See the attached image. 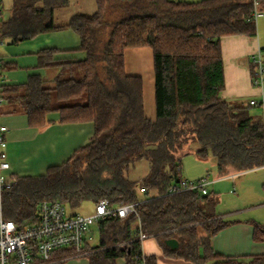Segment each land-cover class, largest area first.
<instances>
[{"label":"trees","instance_id":"16d2710c","mask_svg":"<svg viewBox=\"0 0 264 264\" xmlns=\"http://www.w3.org/2000/svg\"><path fill=\"white\" fill-rule=\"evenodd\" d=\"M67 2L14 0L11 16L0 20V43L72 28L85 56L56 57L57 50L44 49L38 64L60 67L55 84L46 86L32 74L26 83L2 85L1 94L19 98L32 126L54 122L47 114L58 111L59 122L92 121L95 131L63 164L44 175L19 177L5 190V218L26 226L38 218L44 199L67 208L86 200L96 205L106 199L110 206L137 202L127 216L99 222L98 243L86 240L83 246L89 264H117L119 258L125 264H158L155 254L144 253L141 233L155 237L166 256L195 264H264V254L242 257L214 250L212 237L231 223L216 212L218 198L200 189L169 192L183 178L182 156L193 143L198 158L215 157L219 176L264 165L263 105H233L221 96L222 37L256 35L257 23L248 19L253 1L96 0L95 12L56 24L55 10ZM260 8L264 11V1ZM136 46L153 48L155 119L145 113L142 76L125 69L126 49ZM0 60L5 70L9 64ZM254 68L252 60V75ZM82 96L85 102L59 103ZM142 160L149 170L132 180L128 172ZM253 238L264 241V225L255 223ZM75 251L59 248L50 259Z\"/></svg>","mask_w":264,"mask_h":264},{"label":"crops","instance_id":"0c3cea01","mask_svg":"<svg viewBox=\"0 0 264 264\" xmlns=\"http://www.w3.org/2000/svg\"><path fill=\"white\" fill-rule=\"evenodd\" d=\"M13 1L1 0V20H7L11 16ZM55 17L56 10L54 19ZM221 42L225 70V87L221 91V96L233 105L247 104L251 99L260 100L262 90L252 83L251 57L259 48L264 50V35L262 32L259 30L254 36L246 34L227 35L222 37ZM80 46V36L72 28L39 33L32 38L21 40L15 44L1 43L0 58H3L9 64L5 70L2 69V85L23 84L29 80L30 75L37 74L43 80L44 85L53 86L57 75L60 73V67L39 66L38 53L44 49H55L57 50L56 57L83 58L85 52L80 49ZM125 69L128 74L142 76L145 113L149 118L155 119L153 48L150 46L127 48L125 52ZM262 111L264 114V107ZM59 116L58 111H52L47 114V117L54 122L43 127L32 126L29 123L28 115L20 108L19 98L9 99L5 97V101L0 106V121L9 128L6 136L9 142L8 153L12 176L19 178L22 176L44 175L50 167L63 164L78 148L90 142L95 131V125L92 121L59 122ZM130 170V178L138 180L147 174L149 163L148 166L147 164L144 166V170L141 172L135 166ZM250 172L258 174H249ZM248 175L251 179H247ZM204 176L190 177L183 175L184 178L188 179H200ZM258 176H260L259 179ZM219 177L229 179L239 177V183L244 185L242 196L250 188L254 192L247 202L244 201L243 197L239 198L242 203H237L232 207L236 208L234 212L251 211L248 209L253 207H263L262 209H264V206H261L264 203L259 202L262 199L264 200V196L262 197L254 189L258 185L257 188H260L261 182L264 180V165L241 172L231 171L227 175ZM217 178L210 180L209 184L214 183L213 181ZM253 179L254 181L257 180L256 184L253 183ZM208 185L207 192H209ZM242 204H245L244 207H240ZM219 217H222V214L219 213ZM255 223L264 225V212L239 213L238 217H235L231 223L212 237V247L215 251L230 256L245 257L264 254V241H256L253 238ZM142 248L145 254H155L158 264H195L182 258L166 256L157 239L153 236H147L143 239ZM86 256L71 258L62 264H89ZM117 264H125V260L119 258Z\"/></svg>","mask_w":264,"mask_h":264},{"label":"built area","instance_id":"2783aa9c","mask_svg":"<svg viewBox=\"0 0 264 264\" xmlns=\"http://www.w3.org/2000/svg\"><path fill=\"white\" fill-rule=\"evenodd\" d=\"M253 9L248 19L257 21L264 16L260 8L261 0H252ZM0 0V20H1ZM1 44V43H0ZM255 63L252 83L261 88L260 100L251 99L252 105L262 104L264 107V50L258 49L252 54ZM3 72L0 60V106L5 101L1 94ZM8 126L0 121V264H50L52 253L59 248H73L82 251L85 241H91V229L100 221L113 215L127 216L135 211L137 202L121 203L110 206L108 200L103 199L95 205L92 213H69L67 207L58 200L44 199L40 203L38 218L26 226H21L13 219L4 216L1 197L5 190L10 189L18 181L17 176L10 173L11 163L8 153ZM210 180L208 176L200 179L182 178L169 192H182L200 189L206 193ZM147 191L146 187H141ZM147 237L141 233L139 238L143 241Z\"/></svg>","mask_w":264,"mask_h":264},{"label":"rangeland","instance_id":"374dc122","mask_svg":"<svg viewBox=\"0 0 264 264\" xmlns=\"http://www.w3.org/2000/svg\"><path fill=\"white\" fill-rule=\"evenodd\" d=\"M97 7L98 5H97L96 0H68L66 5L56 9V17L54 21L56 24L65 23V22L70 21L73 15L77 13H92L97 10ZM258 20L256 21L257 27H258L257 31L259 32L260 30V32H262V34L264 35V17ZM67 75L68 73L65 76ZM52 95H53V101L57 103L55 92H53ZM79 101L85 102L86 96L71 98L69 100L61 101L59 103L61 104L74 103V102H79ZM188 147L190 148L189 149L190 151L188 153H185L182 156V160H181L182 161V168H181L182 175H187L190 177H198V176L207 175L209 180L211 181L214 178L218 177L215 181H213L214 183L208 185V188H209V192L212 194V197L219 198V201L215 209L217 213L222 214V217L225 220L232 221L233 219H235V217H238L239 213L240 214H244V213L254 214V213L264 212V209H262L263 207H253V208L248 209L251 211L243 210L240 212H234V209L236 208H232V207H234V205H236L237 203H242L241 201H239L241 200L239 198L243 197L245 202L249 201V198L252 197V194L254 193L252 192V189L250 188L248 191L244 193V196H242L243 195L242 193L244 191L242 190V188L244 185L239 183L238 181L239 177H234L230 179L219 177L218 171L216 169V159L213 155H211L207 159H200L194 153V149L197 147V145L193 143V144H190ZM147 162H148L147 160L139 161L135 164V167L138 169V171L141 172L144 170V166H146V164L148 166ZM251 173H256V172H250L249 174ZM257 174L258 173H256V175ZM128 175L129 177H131V170L128 172ZM259 177L260 176H258V179ZM247 179H251L250 175H248ZM253 183L256 184L257 180L254 181L253 179ZM257 187H259V185L255 186L254 189L258 191V193L263 197L264 196V180L263 182H261L260 188H257ZM152 194H153V191L150 193V195ZM259 202L264 203V200L262 199ZM243 205L245 204H242L240 207H244ZM249 205H252V204H249ZM261 206H264V205H261ZM67 210L69 213L88 214V213H92L95 210V203L91 200H86L81 205L75 208L68 207ZM252 210H255V211H252ZM90 235H92V239L90 241L91 244L92 245L97 244L99 241V234H98L97 228L93 227L91 229ZM87 253H88L87 250L86 251L85 250L75 251L67 255H64L62 257L60 256V258L53 260L50 264H53V263L62 264L68 259L82 257V256L87 255ZM204 264H211V261H208Z\"/></svg>","mask_w":264,"mask_h":264},{"label":"water","instance_id":"95a60500","mask_svg":"<svg viewBox=\"0 0 264 264\" xmlns=\"http://www.w3.org/2000/svg\"><path fill=\"white\" fill-rule=\"evenodd\" d=\"M172 244H177V241H175V240H172V241H170Z\"/></svg>","mask_w":264,"mask_h":264}]
</instances>
